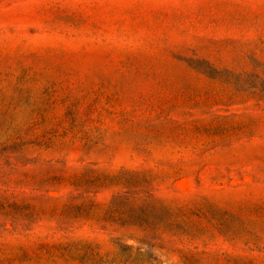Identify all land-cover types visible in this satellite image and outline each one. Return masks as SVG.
I'll use <instances>...</instances> for the list:
<instances>
[{
  "label": "rangeland",
  "instance_id": "374dc122",
  "mask_svg": "<svg viewBox=\"0 0 264 264\" xmlns=\"http://www.w3.org/2000/svg\"><path fill=\"white\" fill-rule=\"evenodd\" d=\"M0 264H264V0H0Z\"/></svg>",
  "mask_w": 264,
  "mask_h": 264
}]
</instances>
